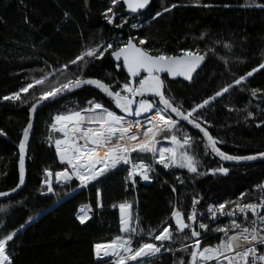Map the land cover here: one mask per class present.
Wrapping results in <instances>:
<instances>
[{"label": "trees", "instance_id": "trees-1", "mask_svg": "<svg viewBox=\"0 0 264 264\" xmlns=\"http://www.w3.org/2000/svg\"><path fill=\"white\" fill-rule=\"evenodd\" d=\"M173 3L181 6L152 19L156 11ZM201 3L212 7L198 6L193 0H152L146 11L128 15L120 4L114 7L117 15L109 23L104 12L111 6L110 0H0V97L18 90L31 77L50 71L81 74L79 63L69 65L66 70L61 66L87 46L101 41L120 43L131 36L146 39L144 46L153 54L163 51L178 55L180 49L207 51L206 62L191 82L184 78L165 79L166 94L174 96L187 109L264 61V8L245 6L264 4V0H201ZM134 23L138 25L135 29L131 27ZM224 43H231L232 47L225 48ZM116 64L106 53L99 60L89 61L82 74L109 84L113 79L129 80L126 69L117 68ZM56 79L54 74L49 82ZM252 87L264 89V70H258L244 85L217 98L201 112L212 122L210 131L224 142L220 146L228 153L264 151V126H256L259 120H264V98L252 97ZM92 98L115 110L102 94L84 88L44 106L36 115L26 186L17 196L0 202V220L5 221L0 225V235L24 224L9 244L14 264H112L108 260L98 262L92 245L119 233L118 204L124 200L132 202L133 214L139 216L140 226L148 230L159 229L167 221L176 196L179 205L185 208L193 196L202 197L204 202H236L244 192L248 202L259 195L255 186L264 181V161L230 166L228 174L212 175L207 169L219 167V161L210 153L204 154L202 146L197 155L201 160L199 171L204 175L197 176L178 167L166 172L155 161L160 175L152 174L149 184L136 178L133 187L125 181L127 168L119 165L98 182H91L88 190L73 179L68 185L54 183L53 193L41 195L43 169L50 167L56 171L63 167L54 144L47 142L51 117L67 109L85 107ZM31 102L30 95L27 104L0 100V191L10 190L19 182L17 144L27 124ZM247 111H252L256 118L245 120ZM181 128L194 139L198 137L185 125ZM52 135L56 138L60 134ZM132 158L153 161L151 154L133 153ZM173 186L177 194L172 191ZM97 189L101 208L96 207ZM82 204L92 206V215L84 224L76 219ZM114 204L117 207H112ZM28 216H33V220L25 223ZM182 243L191 241L174 235L170 242L174 251L165 252L150 264H172L175 259L187 258L188 253L181 250Z\"/></svg>", "mask_w": 264, "mask_h": 264}, {"label": "snow or ice", "instance_id": "snow-or-ice-1", "mask_svg": "<svg viewBox=\"0 0 264 264\" xmlns=\"http://www.w3.org/2000/svg\"><path fill=\"white\" fill-rule=\"evenodd\" d=\"M193 2L205 8L212 7L210 4L201 3V0ZM120 4L126 6L132 13H138V10L150 5V0H110L111 6L104 12L109 23H112L117 15L114 7ZM178 6L181 5L173 3L163 7L154 13L152 19ZM245 6L264 8V4ZM123 23L126 21H122ZM131 27L135 29L138 25L134 23ZM144 45L146 39L131 36L120 43L113 41L95 43L85 47L74 59L61 66L66 70L69 65L79 63L78 71L81 74L66 75L59 70L50 71L39 77H31L18 90L0 97V100L21 104L29 103V95L32 98L28 108V121L22 129L18 146L19 182L8 192H0V197H7L9 192L15 193L25 184L26 147L33 127V114L38 106L83 86H94L100 90L110 99L115 109L119 110V114L92 98L86 101L85 107L67 109L51 117L47 142L50 145L54 144L55 154L63 167L56 171L50 167L43 169L39 189L41 195L53 193L54 183L68 185L75 179L78 186L83 187L91 182H98L100 177L121 164L129 166L125 177L126 183L131 182L134 187L137 177L143 181H150L152 179L150 173L154 171L152 163L142 158L133 160V153L151 154L152 158L165 169L178 167L197 176L206 174L199 171L201 160L197 152L200 146L204 154H214L222 161L239 162L264 158V151L249 155H232L223 151L220 145L224 142L210 131L212 122L201 115V112L217 98H223L225 94L244 85L258 70H264V61L234 78L231 83L221 86L212 95L185 109L183 103L177 102L171 94H166L168 89L161 74L164 73L168 77H183L191 82L206 62L207 51L201 53L192 49H180L178 55L163 51L153 54ZM223 46L229 49L232 47L231 43H224ZM106 53L115 61H122V64L117 63L116 67L126 69L130 78H138V83H133L132 79L125 82L113 79L109 84L102 79L85 77L82 74L84 66L89 61L99 60L105 57ZM54 74L58 79L50 83L49 77ZM146 94H151L152 98H146ZM250 94L252 97L264 98V89L252 87ZM232 110L234 109L229 108V111ZM142 115L147 126L140 119H136ZM255 118L252 111H247L244 117L245 120ZM182 124L196 129L198 137L194 139L188 131L182 130ZM256 126H264V120H259ZM53 132L60 135L54 138ZM161 136L170 142V147H157L158 138ZM228 172L229 169L226 167L207 169V173L212 175H226ZM255 187L259 189V195L248 202H245L247 194L241 192L240 199L236 202L224 201L207 206L208 214L213 219L218 215L232 217L228 224L215 229L223 235L214 245H202V230H208L210 226L198 220L196 207L200 203L198 197L192 198L191 210L187 213L174 205L167 222L159 229L148 230L140 226L139 216L133 214L132 202L124 200L118 204L119 233L105 242L93 244L92 252L98 262L109 257L112 264H150L153 259L162 257L165 252L174 251L170 242L173 241L174 235L179 234L184 240H190L191 244H181V250L187 252L188 256L175 259L172 264H264V251H260L264 248V182ZM172 191H176L174 186ZM226 206L229 209L227 212ZM96 207H102L99 189ZM112 207L117 205L114 204ZM91 211L90 204L80 205L76 219L84 224L90 219ZM249 214L251 219L248 218ZM237 216L244 219L238 222ZM31 220L33 216H28L25 223ZM4 223L5 221L0 220V225ZM23 227L24 224L21 223L17 228L0 235V264H14L9 244L14 242V238ZM186 231L190 232V235H184ZM145 236L148 239H145Z\"/></svg>", "mask_w": 264, "mask_h": 264}, {"label": "water", "instance_id": "water-1", "mask_svg": "<svg viewBox=\"0 0 264 264\" xmlns=\"http://www.w3.org/2000/svg\"><path fill=\"white\" fill-rule=\"evenodd\" d=\"M151 3H152V0H150V5L149 6H146L145 9H142V10H138V13H132L129 9H127L126 6L125 7V13L127 14H132V15H139L141 14L142 12L146 11L150 6H151ZM114 62H117V63H122V61H115L114 58H112ZM127 71V70H126ZM161 78L165 79L168 78L170 80H177V79H180V78H183V77H168L166 74L162 73L161 74ZM129 79H132L133 80V83H138V78H130ZM165 85H166V81H165ZM84 88H92L94 90H96L97 92H99L100 94H102L109 102H110V99L108 97H106L103 93L100 92V90L96 89L94 86H83L82 88L80 89H76L74 90L73 92L71 93H68L62 97H58L56 100H49V101H46L44 103H42L40 106H38L36 112L33 114V127L32 129L30 130V135H29V141H28V144H27V147H26V160H25V184L22 185V187L20 189H18L15 193H11L9 192V195L7 197H0V202H3V201H6V200H10L11 198L17 196L26 186V183H27V162H28V157H29V147H30V144H31V140H32V136H33V133H34V127H35V120H36V115L37 113L39 112V110L41 108H43L44 106L48 105V104H51L53 102H56V101H59L63 98H66V97H69V96H72L74 95L75 93H77L78 91L84 89ZM146 98H149L151 99V94H146ZM111 103V102H110ZM111 105L113 106V108L115 109L114 105L111 103ZM118 114H119V110L115 109ZM146 115V114H145ZM144 115H142L141 117H137V118H143ZM173 118H175V116H173ZM186 126V125H185ZM188 127L190 130L194 131L196 134H198V131L194 128H192L191 126H186ZM21 135H22V132H21ZM4 137H6L5 135H3ZM19 143L17 144V148H18V152H19ZM223 150V149H222ZM224 151V150H223ZM226 152V151H225ZM211 154V153H210ZM231 154V153H229ZM213 158L217 159L220 163H221V167H226L229 169L230 166H244V165H252V164H256V163H259V162H263L264 161V158H257L256 160H252V161H239V162H235V161H222L219 157L215 156L214 154H211ZM232 155H236V154H232ZM245 155H249V154H245ZM19 161V160H18ZM18 168H19V164H18ZM9 190H6V191H0V192H8Z\"/></svg>", "mask_w": 264, "mask_h": 264}, {"label": "built area", "instance_id": "built-area-1", "mask_svg": "<svg viewBox=\"0 0 264 264\" xmlns=\"http://www.w3.org/2000/svg\"><path fill=\"white\" fill-rule=\"evenodd\" d=\"M136 119H140L141 122L143 124H145V126H147L145 117H143V118H136ZM161 138H163V137L162 136L159 137L158 140L161 139ZM121 165L124 166V167H129L128 165H123V164H121ZM152 165H153V169H154V171L152 172V174L159 176L161 172H160L159 168L157 167V164H156L155 160L153 161ZM164 170L166 172H168L170 170V168L169 169H164ZM144 182L147 183V184H149V183L152 182V179L150 181H144ZM83 188H85L86 190H88L89 185L83 186ZM175 192L177 194V189H176ZM195 197H198L200 199V203L196 206L197 207L198 220H200L201 222H203L205 224H208L210 226L208 230H202V241H201L202 242V245H214V244H216L219 241V239L223 235L222 233L215 231V229L217 227H222V226L228 224L230 222V219L232 217H230L228 215H218L215 219L211 218L209 216V214H208L207 206L209 204H218V203H221L222 201L204 202L202 200V197H200V196H195ZM175 206L181 208L185 213H187L188 211L191 210V201H190V203H189V205L187 207L183 208V207H181L179 205V203L177 201V196H176ZM225 211L226 212L229 211V209L227 208V206H226V210ZM248 218L251 219V215L250 214H249V217ZM237 219H238V222H239L240 220H243L244 218L242 216H237ZM167 221H168V219H167ZM260 251H264V248H261Z\"/></svg>", "mask_w": 264, "mask_h": 264}, {"label": "rangeland", "instance_id": "rangeland-1", "mask_svg": "<svg viewBox=\"0 0 264 264\" xmlns=\"http://www.w3.org/2000/svg\"><path fill=\"white\" fill-rule=\"evenodd\" d=\"M128 15H132V14H128ZM118 40L119 41H122V38L119 36L118 37ZM138 82V81H137ZM159 142H158V144H157V147L159 148V147H170L171 145H170V142L169 141H167V140H164L163 138H161V139H159L158 140ZM153 159V158H152ZM134 160V159H133ZM153 161H154V159H153ZM153 161H152V163H153ZM127 169H128V167H126ZM182 169V168H181ZM150 175H152V173H150ZM137 178H139V177H137ZM91 214H92V211L90 212V217H91ZM148 239V238H147ZM97 259V258H96ZM112 261L111 260V258H109V257H105V258H103V260L102 261Z\"/></svg>", "mask_w": 264, "mask_h": 264}, {"label": "flooded vegetation", "instance_id": "flooded-vegetation-1", "mask_svg": "<svg viewBox=\"0 0 264 264\" xmlns=\"http://www.w3.org/2000/svg\"><path fill=\"white\" fill-rule=\"evenodd\" d=\"M219 167H221V163L219 162Z\"/></svg>", "mask_w": 264, "mask_h": 264}, {"label": "crops", "instance_id": "crops-1", "mask_svg": "<svg viewBox=\"0 0 264 264\" xmlns=\"http://www.w3.org/2000/svg\"><path fill=\"white\" fill-rule=\"evenodd\" d=\"M92 215V214H91ZM86 222V221H85Z\"/></svg>", "mask_w": 264, "mask_h": 264}]
</instances>
